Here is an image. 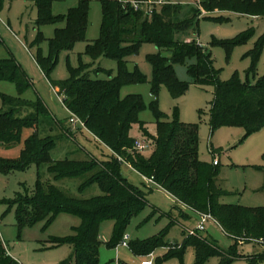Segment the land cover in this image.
Instances as JSON below:
<instances>
[{
    "label": "trees",
    "instance_id": "obj_1",
    "mask_svg": "<svg viewBox=\"0 0 264 264\" xmlns=\"http://www.w3.org/2000/svg\"><path fill=\"white\" fill-rule=\"evenodd\" d=\"M30 1L37 9V28L63 24L49 40L48 55L43 57L38 50L37 64L49 80L59 55L71 52L77 42L85 40L89 1L80 0L76 7L62 16H53L51 5L63 0ZM99 2L102 6L100 35L86 47L84 55L91 60L100 57L116 60L117 75L113 76L111 71L100 68L92 69L90 64H83L79 57L78 68L71 69L66 80H49V83L62 96V104L68 112L84 124L85 130L81 127L77 129L90 133L111 151L108 158L97 160L90 156L85 161H52L50 153L55 147L54 139L40 138L37 133L39 118L48 115L47 109L40 101L28 102L22 99V95L31 88L30 80L11 57L0 60V80L12 82L18 94L16 98H3L6 109L0 110V144L4 147L19 145L22 132L34 130L21 144L16 158H0V173L24 171L31 165L46 164L54 179L88 176L81 189L95 184L101 190V194L93 199L75 200L65 197L52 186L44 189L37 182L31 196L18 194L12 202H7L9 207H15L18 232L39 222L48 225L60 214L77 217L80 223L72 229L71 235L52 239L51 243L54 246H70L73 250L71 260L75 264H98L101 223L107 220L113 222V238L107 246L116 247L122 241L131 220L148 205L147 194L152 190L145 186H135L124 178L121 167L127 163L142 177L152 178L180 206L196 214H210L223 232L234 241L231 248L221 249L214 240L203 237L201 233L186 237L183 231L182 236L186 238L182 245H176L175 247H179L176 249L169 248L162 258L155 260V264H161L172 257H181L187 247L194 249L195 264H206L211 258H217L220 264H231L237 258H244L248 264L264 262V252L248 258L239 254L236 249L241 242L264 241V207L248 209L220 202L227 193L216 185L219 165L213 166L212 163L200 161L198 126L185 125L177 119L170 121L155 108L153 152L148 158H144L133 150L134 140L130 136L134 125H139L144 137L148 136L144 124L139 121L142 100L138 96L124 99L119 97L123 85L145 81V77L137 69L132 73L127 71L126 60L135 55L142 44L150 43L169 53L168 57L162 56L160 52L147 56L152 67L150 84L154 98H157L162 87L173 98L182 97L189 84L178 80L174 67L194 60L187 68L190 84L214 89L210 113L212 132L220 127H238L245 131L246 138L263 129L264 77L258 78L254 84L244 83L237 76L222 82L210 53L194 39L177 41L176 35L185 34L189 30L196 33L200 20L221 23L227 20L201 18L202 11L208 14L218 11L264 17V0H203L191 7L183 18L179 16L184 8L180 4H166L158 10L154 8L148 15L144 9L136 11L118 0ZM244 36L232 42L218 44L233 45L243 41L246 38ZM41 40L42 37L38 34L35 41L37 47ZM1 44L0 41V46ZM263 46L264 35L258 39L250 53L252 64L246 74L255 72V63ZM100 74L106 78L99 79ZM23 111H30V114L22 117ZM175 209L177 217L167 215L170 226L177 223L179 218L187 219L178 207ZM129 247L135 256L144 257L158 248L170 246L160 235L145 242L131 243ZM0 264H19L8 255L1 239Z\"/></svg>",
    "mask_w": 264,
    "mask_h": 264
},
{
    "label": "rangeland",
    "instance_id": "obj_2",
    "mask_svg": "<svg viewBox=\"0 0 264 264\" xmlns=\"http://www.w3.org/2000/svg\"><path fill=\"white\" fill-rule=\"evenodd\" d=\"M80 0H63L53 2L51 13L53 16L65 15L69 9L77 6ZM89 1L88 27L85 40L77 42L72 51L61 53L58 63L49 76L50 81H64L69 77L71 69L78 68L81 62L90 64L92 69L100 68L111 71L113 76L118 73V63L114 59L104 57L91 60L84 55L86 47L97 40L102 24V6L99 0ZM145 1V0H138ZM203 0H167L168 4L183 5L179 13L180 18L189 13ZM157 10L159 6L155 7ZM222 18L226 22L200 20L197 32L189 30L178 33L177 41L194 39L205 51L210 53L213 65L220 72V80L225 82L237 76L242 82L254 84L258 78L264 77V46L261 48L255 63V72L247 73L251 67L250 53L256 46L258 39L264 35V17H249L231 12L214 11L208 14L204 11L201 18ZM37 9L30 0H2L0 10V60L11 57L26 73L31 82V88L22 95L28 102L40 101L47 109L48 115L41 116L37 125L40 138L51 137L55 147L50 153L52 161H85L91 157L102 160L107 151L102 144L90 133L79 130L76 125L69 123L70 113L61 103L62 96L58 95L50 86L49 80L42 73L37 64L38 50L43 57L49 52V40L53 38L55 30L63 24L44 25L39 28L35 23ZM250 31V32H248ZM41 35L38 47L35 41ZM247 35V36H244ZM244 36L243 41L225 46L218 43L232 42ZM168 57L169 53L159 50L155 45L142 44L137 53L129 57L127 71L132 73L137 69L144 77L142 83L123 85L119 91L120 99L128 96H138L142 100L143 108L139 113V121L144 124L148 136L144 137L139 125H134L131 138L146 141L148 150L140 152L148 158L153 152L152 137L156 133L155 108L168 120L177 119L185 125L198 126V154L202 162L211 164L213 159L219 161L216 185L227 193L220 199L222 204L237 205L242 208L264 207V128L244 138L245 131L238 127H220L212 132L210 126L211 104L214 98L212 87H201L190 84L187 68L194 63L189 60L174 67L179 81L189 84L186 93L180 98H173L170 92L162 87L157 98L151 94L152 67L147 56L159 53ZM94 78V75H91ZM105 79V75H98ZM58 92V90H57ZM18 96L12 82L0 80V110H5L4 97ZM30 114L23 111L22 117ZM34 130H24L21 144ZM21 144L4 147L0 144V158H16ZM127 164V163H125ZM129 165V164H127ZM121 173L131 184L138 187H148L140 174L126 165H122ZM88 176L54 179L48 171V165H31L24 171L8 174L0 173V239L10 257L19 264H75L71 260L73 250L68 245L54 246L52 239H62L71 235L72 229L79 225L77 217L60 214L50 224L39 222L31 227H25L20 232L16 228L15 207H9L18 194L31 196L39 182L44 189L54 187L65 197L75 200H89L101 194L100 188L92 184L84 189L82 185ZM147 194L148 205L126 227L123 236L128 237L127 244L145 242L158 236L170 247L158 248L152 252L153 262L162 258L166 251L176 249L185 240L181 234L185 230H192L197 226L199 217L190 209L177 204L165 191L151 188ZM178 207L187 219L179 218L177 223L169 225L167 215L177 217ZM203 237L214 240L221 249H229L234 245L232 238L213 222L205 225ZM113 238V222L107 220L100 225V248L98 264H140L150 258L135 256L130 247L116 246L109 248ZM262 239L252 243L241 242L236 246L237 252L245 257H252L264 252ZM120 244V243H119ZM118 244V245H119ZM161 264H195V252L187 247L181 257H172ZM206 264H220L217 258H211ZM231 264H248L244 258H237ZM256 264H264L257 261Z\"/></svg>",
    "mask_w": 264,
    "mask_h": 264
},
{
    "label": "built area",
    "instance_id": "obj_3",
    "mask_svg": "<svg viewBox=\"0 0 264 264\" xmlns=\"http://www.w3.org/2000/svg\"><path fill=\"white\" fill-rule=\"evenodd\" d=\"M120 3L122 4H128L130 5L134 10L138 11L141 9H144V11L146 12V14L150 15L153 11V9L156 6H163L168 4L167 0H145V1H138V0H118ZM62 103V101H61ZM69 123L72 125H76V128L81 127L82 129L85 130L84 124L74 115L70 114V119H69ZM149 145L148 143L144 140V141H138V140H134V144H133V150L140 153L143 151L148 150ZM212 165L213 166H218L219 165V161L218 159L214 158L212 161ZM145 182L148 185H152L155 187H158L152 178H144ZM199 217V222L197 223V226L192 229V230H185V235L186 237L189 236H196L199 233H203L205 231V225L208 222H213L215 225L218 226L217 222L211 217L210 214H197ZM219 227V226H218ZM128 241V237L124 236L122 241L120 242V244L118 246H122V247H128L127 244ZM261 244L264 246V241H260ZM146 258H150L149 260H144L142 261L140 264H154L153 262V254L150 253L149 255L146 256Z\"/></svg>",
    "mask_w": 264,
    "mask_h": 264
},
{
    "label": "crops",
    "instance_id": "obj_4",
    "mask_svg": "<svg viewBox=\"0 0 264 264\" xmlns=\"http://www.w3.org/2000/svg\"><path fill=\"white\" fill-rule=\"evenodd\" d=\"M174 4H176V3H174ZM54 89V91L57 93V89L56 88H53ZM130 136H131V132H130ZM105 149H106V151H107V155L105 156V158H108L110 155H111V151L109 150V149H107L106 147H104ZM123 165H126L129 169H132L129 165H127V164H123ZM143 178V181L145 182V180H144V177H142ZM145 184L149 187V188H155V186H152V185H148L146 182H145ZM156 188H159V187H156ZM169 195V194H168ZM170 196V195H169ZM171 197V196H170ZM172 198V197H171ZM175 202H176V200L174 199V198H172ZM177 203V202H176ZM182 235V234H181Z\"/></svg>",
    "mask_w": 264,
    "mask_h": 264
}]
</instances>
